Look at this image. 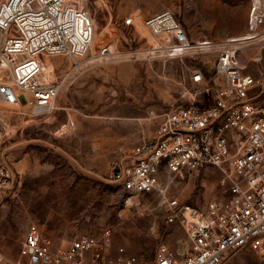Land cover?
Wrapping results in <instances>:
<instances>
[{"label": "built area", "instance_id": "1", "mask_svg": "<svg viewBox=\"0 0 264 264\" xmlns=\"http://www.w3.org/2000/svg\"><path fill=\"white\" fill-rule=\"evenodd\" d=\"M90 2L0 0L1 100L34 112L51 110L65 83L89 58L104 63L121 56L112 42L101 40L95 47ZM249 23L257 31L264 24L262 0L252 1ZM135 24L133 15L122 21L125 27ZM144 26L150 45L137 50L135 58L216 56L213 72L196 68L191 75L211 102L196 103V94L189 105L151 110L150 117L157 119L153 137L125 150L111 171L129 198L156 193L166 225L182 228L186 245L173 248L163 241L147 262L126 246L113 251L109 228L57 246L33 223L19 258L1 264H224L241 248L264 255V69L261 76L248 71L249 62L241 59L245 39L193 40L172 10L149 15ZM55 55L71 59L59 74L47 64ZM256 60L262 62L264 52ZM208 169L218 171L226 196L191 205L174 193L182 180L206 175ZM3 185L0 178V190Z\"/></svg>", "mask_w": 264, "mask_h": 264}, {"label": "rangeland", "instance_id": "2", "mask_svg": "<svg viewBox=\"0 0 264 264\" xmlns=\"http://www.w3.org/2000/svg\"><path fill=\"white\" fill-rule=\"evenodd\" d=\"M252 1L91 0L95 47L101 40L112 42L121 56L104 63L89 58L65 83L51 110L34 112L0 99V264L19 258L23 236L33 223L57 246L109 228L113 251L126 246L147 262L163 241L186 245L184 230L166 225L156 193L129 198L111 171L125 150L153 137L157 119L150 117L151 110L189 105L196 94V103L211 102L191 75L196 68L213 72L216 56L135 58L151 41L144 19L169 9L191 39L222 41L251 30ZM129 15L136 24L125 27L122 21ZM263 28L251 30L258 33L257 40L241 56L256 76L264 69V60H256L264 52ZM70 63L65 55L47 60L58 74ZM216 174L182 180L174 193L191 205L226 196ZM224 264H264V255L241 248Z\"/></svg>", "mask_w": 264, "mask_h": 264}, {"label": "bare ground", "instance_id": "3", "mask_svg": "<svg viewBox=\"0 0 264 264\" xmlns=\"http://www.w3.org/2000/svg\"><path fill=\"white\" fill-rule=\"evenodd\" d=\"M256 2H257V0H256ZM249 29H251V30H253V31H257L255 28H249ZM251 30H248L245 34H244V36H239L241 39H245V42H246V44L247 45H250V44H253V43H255V41L257 40V36H258V33H254L253 31H251ZM94 42H95V39H94ZM94 45H95V43H94Z\"/></svg>", "mask_w": 264, "mask_h": 264}, {"label": "crops", "instance_id": "4", "mask_svg": "<svg viewBox=\"0 0 264 264\" xmlns=\"http://www.w3.org/2000/svg\"><path fill=\"white\" fill-rule=\"evenodd\" d=\"M263 2H264V0H262ZM264 29V28H263ZM243 60L244 61H248V59H247V57H245L244 56V58H243ZM216 174V173H218V171L217 170H211V169H208L207 171H206V174ZM169 245L171 246V247H173V245L171 244V242H169ZM177 247H179V246H177ZM177 247H173V248H177Z\"/></svg>", "mask_w": 264, "mask_h": 264}]
</instances>
